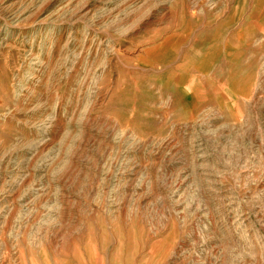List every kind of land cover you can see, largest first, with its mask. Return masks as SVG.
<instances>
[{"label":"rangeland","instance_id":"obj_1","mask_svg":"<svg viewBox=\"0 0 264 264\" xmlns=\"http://www.w3.org/2000/svg\"><path fill=\"white\" fill-rule=\"evenodd\" d=\"M0 264H264V0H0Z\"/></svg>","mask_w":264,"mask_h":264}]
</instances>
